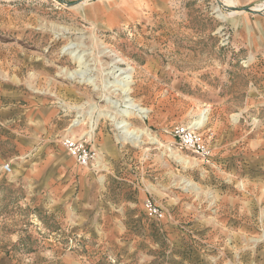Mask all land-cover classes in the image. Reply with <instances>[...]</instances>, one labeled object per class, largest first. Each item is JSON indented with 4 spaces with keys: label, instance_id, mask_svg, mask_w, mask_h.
Instances as JSON below:
<instances>
[{
    "label": "rangeland",
    "instance_id": "rangeland-1",
    "mask_svg": "<svg viewBox=\"0 0 264 264\" xmlns=\"http://www.w3.org/2000/svg\"><path fill=\"white\" fill-rule=\"evenodd\" d=\"M82 1L0 0V264H264V14L217 0ZM115 65L133 68L130 95ZM127 98L146 112L126 117ZM48 105L65 130L25 121ZM204 111L209 159L173 135ZM238 122L246 153L230 161ZM71 128L123 147L111 176L99 156L83 168L67 154ZM30 133L42 142L35 167L18 150Z\"/></svg>",
    "mask_w": 264,
    "mask_h": 264
},
{
    "label": "crops",
    "instance_id": "crops-1",
    "mask_svg": "<svg viewBox=\"0 0 264 264\" xmlns=\"http://www.w3.org/2000/svg\"><path fill=\"white\" fill-rule=\"evenodd\" d=\"M247 107H249L248 102L241 107V111L245 112L246 110H248ZM30 111H27V115L25 117L26 122L31 121L32 123L34 121V122H37L38 126L40 127H42V124H43V126H46V127L49 126V128L54 129V130L61 129V131L65 130L68 126L65 124V122H63V120L61 121L62 114L56 111L53 105L39 107V108H36L35 110H30ZM245 125H249V123L245 124V122L244 123L238 122L237 124H231V126L227 128L231 131V135L230 134H227V135L231 137H229V139L225 143L226 144L225 145L226 147L225 155L226 157L228 156L227 159L230 161L241 159L243 158V155H245L246 153V150H245L246 146L244 145V142H243L244 132L242 131L243 129L247 128V126ZM256 128L258 131H260V134L264 138V124H261V126H258ZM87 132H88V135L85 138L87 139L88 144L92 146L94 149H96L97 155L99 156L102 162V165L109 167V170H104L101 168L102 170L97 169L96 171L98 172L101 170V172H103L102 177H101V179L103 180V176L104 177L111 176L112 172L114 171L111 168H114L117 162L123 160L125 156L123 154V147H120L119 149V146L117 145V143H115V141L113 140L110 134L101 132L97 136L95 135V138H92L90 134L91 133L90 129H87ZM84 136H86V134H84ZM62 138H61V141H62ZM20 142L21 144L19 143L18 150L21 153L22 152L24 153L23 156L25 157V162L35 167L36 165L35 163H40L42 160L39 156L40 154L39 150L41 149V145H42L41 137L36 135V133L25 134L23 141L20 140ZM212 155H213V150H212ZM48 160H51V158H48ZM70 160L73 161L72 159ZM95 166L96 164L93 166V168H95ZM97 194L98 192L95 193L96 197H97ZM124 207L126 208V205Z\"/></svg>",
    "mask_w": 264,
    "mask_h": 264
},
{
    "label": "built area",
    "instance_id": "built-area-1",
    "mask_svg": "<svg viewBox=\"0 0 264 264\" xmlns=\"http://www.w3.org/2000/svg\"><path fill=\"white\" fill-rule=\"evenodd\" d=\"M78 118L73 119L70 126L78 125L80 122ZM173 135L178 140L181 149L193 152L195 155L209 159L212 155V148L204 135L199 129L193 125H178L173 129ZM67 154L71 156L81 167H93L97 159V151L88 144L87 139L82 137H74L66 135L61 141ZM2 170L6 173L12 172V165L10 162L4 163ZM148 213L156 219L164 218L163 208L156 204L151 198H147L144 202Z\"/></svg>",
    "mask_w": 264,
    "mask_h": 264
},
{
    "label": "bare ground",
    "instance_id": "bare-ground-1",
    "mask_svg": "<svg viewBox=\"0 0 264 264\" xmlns=\"http://www.w3.org/2000/svg\"><path fill=\"white\" fill-rule=\"evenodd\" d=\"M85 1V2H84ZM82 2H84L83 4L86 3V0H83ZM222 2L224 4H226L224 2V0H222ZM81 3V2H80ZM79 4V3H78ZM82 4V5H83ZM72 6H75V5H72ZM253 9H256L254 6H253ZM257 10H261V14H258V15H262L264 14V6L263 8L261 9H257ZM239 11V10H237ZM239 12H243V11H239ZM115 62H121V60H116ZM115 68H117L116 70L117 71H114V72H118V75L122 76L121 79H119L118 81L122 83V90L125 94H129L130 93V89H131V86L130 84L133 82V74H132V71H133V68H120L119 66H116L115 65ZM115 70V69H114ZM69 71V70H68ZM66 72V74L69 76V77H74L76 74H78L80 71L78 72H75V71H72V72ZM79 75H83L82 73H79ZM117 78V77H116ZM119 78V77H118ZM72 79V78H70ZM85 79V78H84ZM120 85V84H119ZM113 86V85H112ZM130 95V94H129ZM126 97V96H125ZM125 102V101H124ZM126 102H129L125 108L126 110L124 111L126 113V117L128 118H133L136 116L135 114V111H141L142 113L143 112H146V110L142 107L139 106V104H137L133 99L131 98H127ZM123 113V112H122ZM139 115V114H138ZM113 116V115H112ZM208 119V116H207V111H204L195 121H194V126L195 127H202L204 126L205 122L207 121ZM117 120V119H116ZM120 127H125L126 129L123 131V133L125 134V137L126 139L128 138H131L130 140H138L140 138V135H138L137 133H135L134 130L128 128L129 127V124L127 121H124L123 123H121L119 125ZM137 132V131H136ZM68 134H71L72 136L74 137H78L77 136V133H75L74 129H70L68 131ZM142 136V135H141ZM81 137V136H80ZM98 158V156H97ZM96 162H97V159H96Z\"/></svg>",
    "mask_w": 264,
    "mask_h": 264
},
{
    "label": "water",
    "instance_id": "water-1",
    "mask_svg": "<svg viewBox=\"0 0 264 264\" xmlns=\"http://www.w3.org/2000/svg\"><path fill=\"white\" fill-rule=\"evenodd\" d=\"M219 5L221 6H225L227 8H230L232 10H239V11H247L249 13H253V14H261V10H257V9H253V7L250 6H244V7H237V6H228L227 4H224L221 0H217ZM80 1L71 3L70 5H77Z\"/></svg>",
    "mask_w": 264,
    "mask_h": 264
}]
</instances>
